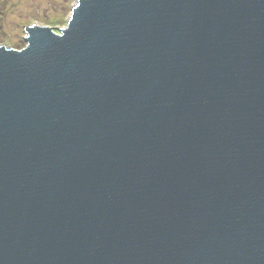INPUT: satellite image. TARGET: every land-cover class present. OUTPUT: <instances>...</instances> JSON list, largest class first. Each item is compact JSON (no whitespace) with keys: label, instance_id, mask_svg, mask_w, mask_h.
<instances>
[{"label":"water","instance_id":"water-1","mask_svg":"<svg viewBox=\"0 0 264 264\" xmlns=\"http://www.w3.org/2000/svg\"><path fill=\"white\" fill-rule=\"evenodd\" d=\"M0 45V264H264V0H78Z\"/></svg>","mask_w":264,"mask_h":264},{"label":"rangeland","instance_id":"rangeland-1","mask_svg":"<svg viewBox=\"0 0 264 264\" xmlns=\"http://www.w3.org/2000/svg\"><path fill=\"white\" fill-rule=\"evenodd\" d=\"M78 0H0V45L26 47L25 26L66 28Z\"/></svg>","mask_w":264,"mask_h":264}]
</instances>
